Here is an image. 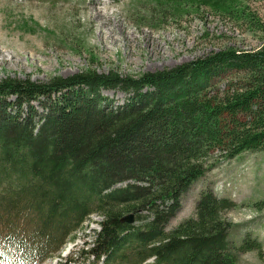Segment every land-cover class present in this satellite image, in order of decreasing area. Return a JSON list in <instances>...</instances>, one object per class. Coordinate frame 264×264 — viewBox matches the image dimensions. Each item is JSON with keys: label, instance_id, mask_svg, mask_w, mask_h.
Wrapping results in <instances>:
<instances>
[{"label": "trees", "instance_id": "trees-1", "mask_svg": "<svg viewBox=\"0 0 264 264\" xmlns=\"http://www.w3.org/2000/svg\"><path fill=\"white\" fill-rule=\"evenodd\" d=\"M154 1L152 23L209 9L260 32L262 44L137 78L90 69L47 83L3 80L0 264L44 263L93 213L103 218L83 251L93 264H239L248 252L262 259L249 234L231 241L237 225L224 214L236 205L209 189L194 217L166 229L216 164L264 153V22L248 0ZM103 92L128 99L118 104ZM41 98L39 114L31 106ZM130 213L134 224L123 222Z\"/></svg>", "mask_w": 264, "mask_h": 264}, {"label": "rangeland", "instance_id": "rangeland-1", "mask_svg": "<svg viewBox=\"0 0 264 264\" xmlns=\"http://www.w3.org/2000/svg\"><path fill=\"white\" fill-rule=\"evenodd\" d=\"M90 2L0 0V83L8 78L47 83L54 77L68 78L90 69L137 78L220 49L251 51L262 44L260 32H252L248 25L209 9L156 24L150 20L154 0H100L98 8L108 14V20L94 19ZM245 5L264 22V1L248 0ZM103 95L118 104L128 99L120 92ZM46 102L41 98L31 107L41 114L40 104ZM205 189L236 205L224 214L226 220L237 225L231 241L241 244L249 234L262 246V259L257 252H248L241 255L239 264H264V153L246 152L216 164L182 197L181 208L167 231L194 217ZM129 215L135 214H125ZM102 221L93 213L58 254L44 263L28 264H93L94 259L83 251L93 247Z\"/></svg>", "mask_w": 264, "mask_h": 264}, {"label": "bare ground", "instance_id": "bare-ground-1", "mask_svg": "<svg viewBox=\"0 0 264 264\" xmlns=\"http://www.w3.org/2000/svg\"><path fill=\"white\" fill-rule=\"evenodd\" d=\"M91 6L89 7L90 11L95 15L94 19H102V20H108L110 17H108V14H106L102 9L100 10L98 6L100 5V0H91ZM93 17V16H92ZM126 40H128L127 36L125 37ZM5 61L7 59H4Z\"/></svg>", "mask_w": 264, "mask_h": 264}, {"label": "water", "instance_id": "water-1", "mask_svg": "<svg viewBox=\"0 0 264 264\" xmlns=\"http://www.w3.org/2000/svg\"><path fill=\"white\" fill-rule=\"evenodd\" d=\"M123 222L127 224H134L135 223V215H129L123 218Z\"/></svg>", "mask_w": 264, "mask_h": 264}]
</instances>
